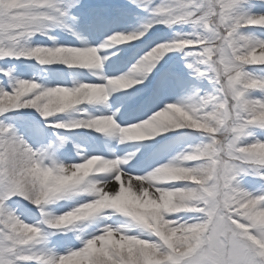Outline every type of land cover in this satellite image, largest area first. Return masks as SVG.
Segmentation results:
<instances>
[{
    "label": "rangeland",
    "instance_id": "obj_1",
    "mask_svg": "<svg viewBox=\"0 0 264 264\" xmlns=\"http://www.w3.org/2000/svg\"><path fill=\"white\" fill-rule=\"evenodd\" d=\"M0 264H264V0H0Z\"/></svg>",
    "mask_w": 264,
    "mask_h": 264
},
{
    "label": "bare ground",
    "instance_id": "obj_2",
    "mask_svg": "<svg viewBox=\"0 0 264 264\" xmlns=\"http://www.w3.org/2000/svg\"><path fill=\"white\" fill-rule=\"evenodd\" d=\"M125 180H129V179H125Z\"/></svg>",
    "mask_w": 264,
    "mask_h": 264
}]
</instances>
